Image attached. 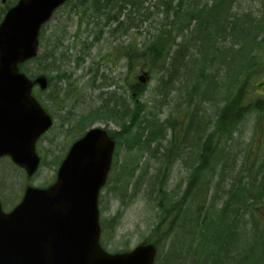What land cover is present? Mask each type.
Segmentation results:
<instances>
[{
    "label": "rangeland",
    "instance_id": "rangeland-1",
    "mask_svg": "<svg viewBox=\"0 0 264 264\" xmlns=\"http://www.w3.org/2000/svg\"><path fill=\"white\" fill-rule=\"evenodd\" d=\"M15 1L0 0V19ZM158 1L151 0L145 3L143 8H148L149 13L156 12V6L161 4ZM196 1L206 4L198 9H202L204 18L210 16L212 19L216 16L214 11L210 10L212 0ZM229 1H232V5L229 8L224 6L225 10L228 8L226 14L221 11L217 14L216 21L210 20L203 28L204 35L211 37L209 42L197 36L199 28L192 31L196 24L193 22L189 28L192 32L185 31L177 37L163 70H147V67H144L138 70L135 76L132 66L130 70L127 67V61L122 56L123 50L131 44L133 37L140 45L143 44L145 37L148 39L149 34L153 32L152 29L155 30L163 24L161 15L154 19L155 22L136 21L137 25L142 23L138 32L133 29L127 32L121 30L112 36L109 29L115 28L118 22H124V25L130 27L127 19L134 15L129 6L124 7L114 19L111 18L109 24L94 16L90 5L92 0H69L60 7L43 29L42 48L38 57L39 59L45 55H55L61 67H58V71L52 70L49 73L51 76L64 73V78L57 80L59 83L56 85L55 77H49L50 90L47 95H42V101H45L53 116L54 124L36 144L41 164L30 180L27 181L24 171L15 166L9 158L0 159V201L3 210H12L21 200L28 183L41 187L55 180L58 162L64 157L73 140L87 127L88 123L85 121L81 124L76 122L82 115L100 109L101 111L93 116L89 126H102L115 135L121 132L123 122L130 125L132 121L129 120L130 117L119 121L105 112L106 107L115 104V107L131 109L136 106L141 114L131 133L117 136L119 139L108 182L99 195V222L102 226L100 242L106 251L117 252L131 249L143 240H148L157 244L155 264H189L188 254L191 255L192 248L181 243L184 242L186 234L181 233V228L171 230L173 221L180 222L181 215H178V212L182 206L179 201L186 189L190 172L185 167L193 165L195 160L185 154L181 159L180 154L197 151L196 144L193 145V132L185 134V130H194L191 128V118L199 114L206 120L203 132L211 133L217 116L223 110L224 101L243 79L246 62H264V47L251 45L248 48L249 53L237 59L231 71L226 70V56H233L239 48L238 41L241 36L235 37L231 33L236 23L246 25L244 27L252 30L250 38H254L255 43L264 38V0ZM161 10L163 8L159 6V11ZM168 28L169 26L166 27ZM91 42H94L93 45ZM140 45H137V49H141ZM53 48H57L58 52L55 53ZM77 58L80 59L76 61ZM208 58L211 59L210 62L207 61ZM146 61V58H142L135 65L144 66ZM35 64L30 62L27 66L34 70ZM91 66L96 69L94 79L93 72L89 70ZM142 71L148 72L149 75L145 85H142L143 91L139 94L132 93L130 83L139 84L137 77ZM226 73L231 75V81L227 84ZM254 74L257 76L254 82L261 81L264 85V78L258 77L257 69ZM93 82H96V88L89 87ZM253 83L250 82L251 85ZM214 86H217L218 97L202 99L199 95L201 87H204V96H210ZM54 88L58 90L56 94L53 93ZM79 88L82 91L77 94ZM262 90L264 92V89ZM63 91L65 93H62ZM48 94H52V101L49 100ZM256 120L254 113L247 115L236 127L232 140L226 143L228 149H235L238 158L243 155V149L251 141L252 132L256 131ZM160 126L161 134L157 140L147 143L149 132L152 130L155 134ZM195 130H200V125ZM139 136V141H135ZM222 146L224 148V137L220 140V148ZM182 148H186L184 152H181ZM160 164L161 189L151 178L153 169ZM217 178L215 177V180ZM221 186L222 191L216 200L220 203L215 205L216 208L224 201V179ZM211 190L212 188L209 194ZM104 220L108 222L105 223ZM159 223L162 225L160 229H156ZM244 225L245 227L237 232L236 239H232L228 246L230 249L233 244L232 248L240 253L235 257L239 264L252 257L255 252L249 250H253L254 244L261 245L255 241V231L249 223L245 222ZM212 231L214 232L210 229L209 233ZM258 239L260 241V238ZM235 242L237 246L234 245ZM195 243L197 244V239ZM195 250H199V246L195 245ZM170 253H177L178 260L167 258L165 261L164 257Z\"/></svg>",
    "mask_w": 264,
    "mask_h": 264
},
{
    "label": "trees",
    "instance_id": "trees-1",
    "mask_svg": "<svg viewBox=\"0 0 264 264\" xmlns=\"http://www.w3.org/2000/svg\"><path fill=\"white\" fill-rule=\"evenodd\" d=\"M150 1L92 0V4L90 2L95 13L94 16H97L100 20L103 19L105 24H109L112 20L111 18L114 19L124 7L129 6V9H132L134 16H130L127 19L130 27L124 25V22H118L115 28L109 29V34L112 36L120 33L121 30L127 32L129 29H133L138 32L142 23L137 25L135 24L136 21L152 20L155 22L154 19H157L159 15L162 16L163 24L161 27L155 30L153 28V32L149 34L148 39L145 37L143 44L140 45L133 37L131 44H128L123 50L122 56L126 59L129 70L132 66L134 76L138 70L144 67H147V70H163L177 37L181 36L185 31H197V28H199L197 36L206 42L211 40V37L202 36L199 33L207 25V19L202 16L204 14L202 9H198L200 6L205 7L206 4H199L196 0H168L166 2L159 0L158 2L161 4L156 6V12L149 13L148 8H143V5ZM212 1L214 2L211 10L214 13L221 6H228L229 8L232 5V1L229 0ZM223 2L224 4H222ZM159 6L163 10L159 11ZM228 8L227 10L224 9V14H226ZM193 22L196 24L191 31L189 28ZM167 26H169L168 29H166ZM244 26L246 25L236 23L235 28L231 32L235 37L241 36V38L238 41L239 48L234 52L233 56H226L224 66L228 71L232 70V65L235 64L237 59L245 56V53H249L248 48L251 45L264 47V38L255 43V39L250 38L252 30ZM148 31L149 28L147 29ZM137 45H140L141 49H137ZM53 50L55 53L58 52L57 48H53ZM60 56H62L61 53ZM142 58L147 60L145 65H135ZM37 59L34 62L36 64L33 76L48 74L52 70L58 71V67H61L60 61H56L57 58L53 54ZM79 59L77 58L76 61ZM207 61L210 62L211 59L208 58ZM239 63L241 62L239 61ZM246 63L243 68L244 71L242 70L243 79L241 83L239 82V86L236 85L238 87L224 101L223 110L216 118L214 130L208 134L203 132L206 120L205 117L199 116V114L191 118V128H194V130H185V134L193 132V145L196 144L197 151L185 153L186 148L181 150V152H184L180 154L182 155L181 159L184 158L183 154H185L188 157L195 158V160L193 165L188 168L185 167L190 172L186 189L179 201L182 206V209L178 212V215H181L180 222L173 221L171 230L173 228H181V233L186 234L184 242L182 241L181 243L192 248L191 255L188 254L189 264H239L235 257L239 256L240 253L235 248H232L233 244L230 249H228V246L232 239H236L237 232L245 227V222H248L251 229L255 231V241L260 242L261 245L254 244L253 250L249 251L255 253L242 264H264V92H262L264 85L261 81L254 82L257 77L254 74L256 69L259 71L258 77L264 78V62L251 60ZM23 71L28 74L29 68L24 66ZM134 76L132 80H134ZM225 76L227 84L231 81V75L226 73ZM49 77L52 78V76ZM49 77L48 79H50ZM54 77L55 81L63 79L64 73H58ZM210 81H212L211 78ZM250 82L254 83L251 85ZM133 84L131 85L130 83L129 86L132 93L139 94L143 91L140 83L134 82ZM216 87H213V93L210 96H204L202 93L204 87H201L202 90L199 95L202 99L207 97L216 99L215 97H218ZM215 93L216 95H214ZM40 100L39 102L47 109L45 101L43 100L42 102ZM117 107L112 104L110 107H106L107 110L105 112L119 121L130 117L129 120L132 122L130 125L123 122L121 132L117 133L116 137L119 135L123 136V133H131L135 122L141 114L140 109L136 106L131 109ZM99 111L101 110H92L82 115L76 122L81 124V122L85 121L88 123L86 124V128H88L93 116L97 115ZM251 113H254L257 119L255 124L256 131L252 132L251 141L243 149V155L238 158L235 149H228L226 143L232 140V134L238 124ZM198 125H200L201 131L195 130ZM79 127L81 128V126ZM150 127L154 126L150 125ZM83 130L85 131V128ZM160 134L161 126L155 134L152 130L149 132L146 142L156 141ZM203 135L204 139H202ZM223 137L224 148L223 146L220 148V140ZM139 138L140 136L136 137L135 141H139ZM198 143H200L201 147ZM179 153L175 152V154ZM250 158H252L251 161ZM216 172H218V176H216ZM215 177L218 178L215 180ZM223 179L225 191L222 197H224V201L216 208L215 205L220 203L216 200L220 191H222L221 181ZM158 181H160V178H158ZM153 182L155 183L154 180ZM211 188L212 190L209 194ZM161 225L162 223L157 224L156 229H160ZM210 229H213L216 234L213 231L209 233ZM258 238H260V241ZM196 239L197 244L195 243ZM195 245L199 246V250H195ZM234 245L237 246V243L235 242ZM125 250L127 249L123 251ZM167 258L177 261L179 257L177 253H170L169 256L164 257L165 261Z\"/></svg>",
    "mask_w": 264,
    "mask_h": 264
},
{
    "label": "water",
    "instance_id": "water-1",
    "mask_svg": "<svg viewBox=\"0 0 264 264\" xmlns=\"http://www.w3.org/2000/svg\"><path fill=\"white\" fill-rule=\"evenodd\" d=\"M66 1L18 0L0 22V157L28 178L39 164L35 143L52 119L31 95L35 84L47 88L46 77L30 80L20 66L37 57L41 27ZM113 151L112 138L93 126L71 145L52 185L27 187L9 213L0 206V264H153L152 245L116 254L99 245L98 195Z\"/></svg>",
    "mask_w": 264,
    "mask_h": 264
},
{
    "label": "bare ground",
    "instance_id": "bare-ground-1",
    "mask_svg": "<svg viewBox=\"0 0 264 264\" xmlns=\"http://www.w3.org/2000/svg\"><path fill=\"white\" fill-rule=\"evenodd\" d=\"M93 43L94 42H91V45H93ZM83 60V59H82ZM29 68V73L27 74V76L29 77V78H31L33 75L32 74H34L35 73V71L31 68V67H28ZM91 71L93 72V74H92V76H93V79L95 78V75H96V69L94 70V68L91 66ZM52 76H57V74H52ZM96 82H93V84H92V86H89V87H91V88H96V84H95ZM80 91H82V89H80L79 88V90H78V92H77V94H79L80 93ZM62 93H65V91H63ZM33 94H34V97L37 99V100H40V101H42V98H43V94H41V93H37V92H35V90H33ZM43 102V101H42ZM94 108V107H93ZM160 168H162V165L160 164V166H156L155 167V169H153V173H152V175H151V178L155 181V183H156V186H158L160 189H161V184H160V182L158 181V178H159V170H160ZM159 169V170H158ZM144 191H145V189H144ZM143 191V192H144ZM160 202H157V204H159ZM155 218H157V214H156V216H155ZM104 222H105V220H104ZM108 221H106L105 223H107ZM144 241V240H143ZM144 242H146L147 244H149V245H152L153 247H156L157 248V244L155 243V242H152V241H144Z\"/></svg>",
    "mask_w": 264,
    "mask_h": 264
}]
</instances>
